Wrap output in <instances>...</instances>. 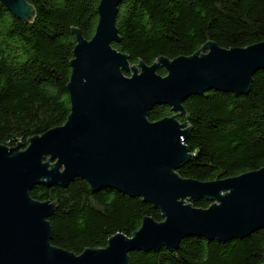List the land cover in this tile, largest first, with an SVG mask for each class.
Returning a JSON list of instances; mask_svg holds the SVG:
<instances>
[{
    "label": "water",
    "instance_id": "1",
    "mask_svg": "<svg viewBox=\"0 0 264 264\" xmlns=\"http://www.w3.org/2000/svg\"><path fill=\"white\" fill-rule=\"evenodd\" d=\"M16 18L34 11L25 0H0ZM124 0H101L92 40L76 30L68 85L71 113L62 127L29 140L0 145V264H130L133 252L174 251L188 238L227 243L264 230V169L214 182L178 173L191 158L184 103L218 92L240 97L264 70V43L223 49L210 43L192 57L132 65L118 52L117 19ZM164 69L166 76L158 74ZM174 116L158 122L157 107ZM86 181L94 193L115 190L162 213L145 218L132 237L118 234L105 249L78 256L53 246L52 202L31 197L36 186L68 188ZM208 209L193 206L200 200Z\"/></svg>",
    "mask_w": 264,
    "mask_h": 264
},
{
    "label": "trees",
    "instance_id": "2",
    "mask_svg": "<svg viewBox=\"0 0 264 264\" xmlns=\"http://www.w3.org/2000/svg\"><path fill=\"white\" fill-rule=\"evenodd\" d=\"M34 15L14 17L0 2V145L28 146L29 140L62 127L71 113L68 85L78 30L90 41L99 22L101 0H25ZM114 48L132 65L192 57L215 43L227 50L264 43V0H124ZM158 74L165 77L164 69ZM190 134V161L184 179L214 182L264 169V70L250 92L236 97L218 92L184 103ZM172 112L155 108L149 120ZM31 197L54 204L53 246L78 256L105 249L118 234L132 238L145 218L162 213L140 198L115 190L94 193L83 180L68 188L36 186ZM202 199L193 204L208 209ZM130 264H264V230L227 243L188 238L177 250L133 252Z\"/></svg>",
    "mask_w": 264,
    "mask_h": 264
},
{
    "label": "flooded vegetation",
    "instance_id": "3",
    "mask_svg": "<svg viewBox=\"0 0 264 264\" xmlns=\"http://www.w3.org/2000/svg\"><path fill=\"white\" fill-rule=\"evenodd\" d=\"M172 114H173V113H172ZM172 116H174V114H173ZM169 117H171V116H169Z\"/></svg>",
    "mask_w": 264,
    "mask_h": 264
}]
</instances>
